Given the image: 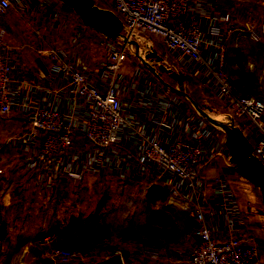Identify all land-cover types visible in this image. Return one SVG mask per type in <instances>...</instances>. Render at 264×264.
Listing matches in <instances>:
<instances>
[{"label":"built area","instance_id":"built-area-1","mask_svg":"<svg viewBox=\"0 0 264 264\" xmlns=\"http://www.w3.org/2000/svg\"><path fill=\"white\" fill-rule=\"evenodd\" d=\"M221 0H112L129 37L159 44L182 58L185 74L210 88L253 143L264 162V100L238 94L227 70L223 25L229 13H212ZM62 0H0V14L35 8L53 17ZM264 34V19L262 30ZM40 37L39 30H34ZM259 40L258 33L253 34ZM132 51L114 45L103 64L86 59L82 47L60 45L41 51L16 49L0 29V119L19 121L12 143L29 167L46 182L54 175L82 180L107 169L161 183L195 208V245L164 258L161 250L141 249L145 261L172 264H262L256 236L238 204H228L224 178L207 174V195L220 200L212 215L205 206L200 172L218 154L220 138L194 118L166 90L146 84L136 89L118 85L123 61ZM226 230L225 236L218 231ZM219 231V232H220ZM125 264V253L116 251ZM82 252L56 248L55 264H67Z\"/></svg>","mask_w":264,"mask_h":264},{"label":"rangeland","instance_id":"rangeland-1","mask_svg":"<svg viewBox=\"0 0 264 264\" xmlns=\"http://www.w3.org/2000/svg\"><path fill=\"white\" fill-rule=\"evenodd\" d=\"M93 1L100 8L109 10L112 8L110 0ZM47 18H50L51 23L67 30V37L62 46L66 44L70 50L82 47L86 59L93 63L101 65L108 61L110 50L117 45L112 39L87 26L81 17L66 4L57 15ZM31 23L27 15L16 9L0 14V29L6 31L8 44L16 49L23 46L30 48L35 46L33 43L38 40L33 33L36 26ZM139 41L150 49L156 50L173 67L185 74L180 56L166 51L159 44L153 45L148 41ZM253 41L256 51H261L262 48L254 37ZM240 53H242L240 46H237L234 39L227 43V68L230 72L233 73L234 67L239 65L240 58L243 62V66H240L243 75L239 78L242 86L238 89L233 84V89L238 94L264 100V60H248L244 58V54ZM152 68L172 82V78L160 67ZM187 79L210 110L223 113L222 106L212 91L201 83L199 85L192 77L187 76ZM141 84L156 90H165L132 52L131 56L121 64L118 85L132 90ZM203 92H209L211 95L207 93L208 97H206ZM20 128L16 121L0 119V195L1 191L12 187L16 181L22 179V181L31 182L34 178L32 173L26 170L24 157L18 154L22 150L17 149L12 143L13 135ZM219 148L217 156L223 157L219 158L220 167L230 182L233 199L241 207L250 231L259 242L261 263L264 264V204L253 186L239 173L230 172L224 163L225 159L232 160L234 165L240 163L238 155L230 144L220 138ZM15 190L19 192V188ZM27 190L30 191L28 196L36 195V189H28L25 184H22V197L27 195ZM60 195L64 199L68 198L66 192H61ZM72 195L74 196L69 195V202H67L71 205L56 204L55 201L50 200L51 202L43 205L44 208L41 207L44 209L41 210L44 213L42 220L44 233L58 225L56 220L48 217L52 211L59 212L60 215L71 213L68 215L69 227L78 229L81 233L76 238L68 240L71 245L68 249L90 253L95 260L104 255L112 256L118 250L125 253L124 259L126 253H133L136 258L144 260L139 253L141 249L159 250L157 248L162 246L168 249V256H170V253L176 249L189 250L195 245L193 236L197 227L195 208L161 183H149L133 174L125 175L107 169L86 174ZM17 211L18 205L12 204L8 212ZM4 212L0 201V216H3ZM9 263L10 261L6 264Z\"/></svg>","mask_w":264,"mask_h":264},{"label":"crops","instance_id":"crops-1","mask_svg":"<svg viewBox=\"0 0 264 264\" xmlns=\"http://www.w3.org/2000/svg\"><path fill=\"white\" fill-rule=\"evenodd\" d=\"M210 10L212 13L226 12L230 14L231 21L223 25V34L227 39V43L234 39L237 46H240V51L242 52L240 54H244V58L248 60H264V51H262L264 50V34L261 32L262 22L264 19V0H221L216 5L212 6ZM22 13L27 15L28 19L30 18V21L32 22L31 24L36 26V30H39L41 33L39 38L36 37L38 39H36L37 42L33 43L35 48L44 51L49 46H52V44L62 46L61 44L65 42L64 39L67 37V30L65 31L64 28L51 23L50 18L42 15L37 9L22 8ZM254 33H258L260 36L259 41L257 40V42L259 43L260 48H262V50L260 49L261 51H256L254 47L255 40L253 41L252 37ZM64 45L65 46L62 47L70 50V48L66 47V44ZM240 66H243L241 58L239 65L234 67L233 73L227 68L229 75L232 73V76H230L232 77V84H234V87H237L238 89L239 86H242L239 78L243 75V71ZM192 79L201 85L196 79ZM208 89L210 90V88ZM207 93L208 95H211L209 92H203V95L208 97L206 95ZM16 122L20 125L19 121ZM221 151L222 150H220V152ZM18 154L24 157V160L26 161V170L31 172L34 178L31 182L22 181L21 179L18 182L16 181V184L13 183L12 187L10 186L9 188H6V190L1 191L0 201L5 212L3 213V216H0V225L4 226L6 230V236L2 247V264H6L8 261H10L9 264H55L50 256L51 251L56 248H69L71 245L68 240L70 238H76L81 231L73 227H69L68 215L71 213H63L60 215L59 212L52 211L48 217L49 219L56 220V224H58L57 226L59 227L56 226L53 229H49L47 233H44L42 223L44 213L41 210L44 208L43 205L48 204L50 200L53 202L55 201L54 203L56 204H68V199L74 196L72 195V192H76L77 187H79L82 180H74L60 175H54L52 179H49L46 182H41L38 179L40 171L36 172L33 168L29 167L27 155L23 151L18 152ZM219 158L223 157L216 156L211 163L206 164L200 172L199 177L200 186L202 184L204 192L206 193L204 200L205 206L206 208H210L209 211L212 215H216L218 212L217 208H214L213 203H220V200L214 197H212L213 200H211L209 195H207L209 189L207 174L213 171L224 178V195L228 204H238L232 197L230 182L220 167L221 164L219 162ZM22 184H25L28 189H36V195L32 194L28 196L30 191L27 190V195L22 197ZM15 188H19V192L16 191ZM61 192H66L68 198L64 199L62 195H60ZM52 194L53 196H51ZM12 204L14 206L18 205L17 212H8ZM69 204L71 205V203ZM219 231V236H225L228 233L226 230ZM157 249L161 250L164 254L163 256L167 259L169 252L167 251L168 249L162 246ZM109 257L111 256L104 255L103 257L95 260L90 253L83 252L81 257L74 259L67 264H98ZM125 264L156 263L138 259L133 253H126ZM158 264L172 263L168 260H162Z\"/></svg>","mask_w":264,"mask_h":264},{"label":"water","instance_id":"water-1","mask_svg":"<svg viewBox=\"0 0 264 264\" xmlns=\"http://www.w3.org/2000/svg\"><path fill=\"white\" fill-rule=\"evenodd\" d=\"M71 7L83 22L112 39L120 46L134 52L141 65L170 94L175 96L199 122L205 124L218 137L226 140L240 159L238 165L225 159L227 167L239 173L256 190L264 204V162L259 158L253 143L241 125L228 113H215L198 97L190 86L186 74L173 67L165 57L123 31L122 21L111 10L100 8L93 0H62ZM160 67L172 78L170 82L152 67ZM98 264H124L122 256L116 254Z\"/></svg>","mask_w":264,"mask_h":264},{"label":"trees","instance_id":"trees-1","mask_svg":"<svg viewBox=\"0 0 264 264\" xmlns=\"http://www.w3.org/2000/svg\"><path fill=\"white\" fill-rule=\"evenodd\" d=\"M111 1V4H112V8L110 9L111 11H113L115 14H116V12L114 11V9H113V2H112V0H110ZM105 9V8H104ZM109 10V9H108ZM117 15V14H116ZM118 16V15H117ZM119 17V16H118ZM198 95V94H197ZM228 170H230L229 168H228ZM230 172H234V171H231L230 170ZM245 218V217H244ZM5 236H6V230H5V227L4 226H2V225H0V264H2L3 263V260H2V247H3V242H4V239H5Z\"/></svg>","mask_w":264,"mask_h":264}]
</instances>
